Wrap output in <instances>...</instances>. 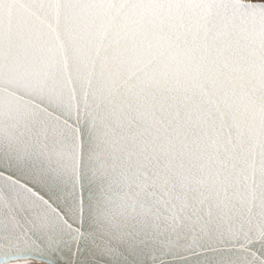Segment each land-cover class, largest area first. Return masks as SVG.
I'll use <instances>...</instances> for the list:
<instances>
[{
    "label": "snow or ice",
    "instance_id": "6c2138e0",
    "mask_svg": "<svg viewBox=\"0 0 264 264\" xmlns=\"http://www.w3.org/2000/svg\"><path fill=\"white\" fill-rule=\"evenodd\" d=\"M0 264H264V0H0Z\"/></svg>",
    "mask_w": 264,
    "mask_h": 264
}]
</instances>
